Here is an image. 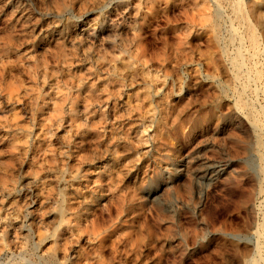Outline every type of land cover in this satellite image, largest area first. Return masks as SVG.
Returning a JSON list of instances; mask_svg holds the SVG:
<instances>
[{"label":"rangeland","instance_id":"rangeland-1","mask_svg":"<svg viewBox=\"0 0 264 264\" xmlns=\"http://www.w3.org/2000/svg\"><path fill=\"white\" fill-rule=\"evenodd\" d=\"M239 1L0 0V264H248L232 90L264 94L229 62L250 26L264 69V0Z\"/></svg>","mask_w":264,"mask_h":264},{"label":"bare ground","instance_id":"bare-ground-1","mask_svg":"<svg viewBox=\"0 0 264 264\" xmlns=\"http://www.w3.org/2000/svg\"><path fill=\"white\" fill-rule=\"evenodd\" d=\"M234 3L231 6L236 9L237 1H235ZM238 7H239V5H238ZM237 9H239V8H237ZM238 11H240V9ZM233 29L231 27V29H230L231 32ZM233 36H235V35L233 34ZM244 38L248 39L249 47H250V51H247V49L245 51L247 53L246 56H245V54L241 48V46L243 45L242 42H243ZM236 40L238 41V45L236 46V48L234 47L235 51H234V54L231 55L230 62H229L231 64V67L233 68V72L232 71L231 72H232V77L234 79V82L240 81L241 78L238 77L237 71L244 69L246 66V60L247 61L249 60L252 63L253 70H252L251 75H249V74H248L249 76L247 75L248 76L247 78L250 81L252 80V84H253V82L255 83V87L252 88V92L256 96H259L260 94H264V75L261 73L262 71L264 72V69L261 71L259 68H257V65H256L257 64V61H256L257 56H258V54H260L259 49H258V41H257L256 34L252 30V28H250V26H247V36L243 35V34H237ZM260 51H261V49H260ZM261 54H262V51H261ZM261 78H262L263 82H261L260 85H256V82L259 81ZM245 84H246V82H245ZM244 85L240 84V86H239L240 89L237 87H234V89L232 90V93H233L232 96L234 97V100H235L234 104H235L236 109L239 111H242V110L244 111V113H245L244 115H245L246 119L253 126V129L255 132V136H254L255 138L253 140V147H254V152H255V156H256V166H257L256 192L259 196H261L260 203H261L262 209H263V206H264V137L261 135V132L263 131V126H264V107L262 105H259L258 104L259 102L255 103L253 100L252 101L246 100V98L244 97ZM250 88H251V86H250ZM211 168L213 169V168H215V166H212V165L203 166L202 165V167H200V169L202 171L203 170L204 171H206V170L210 171L209 169H211ZM198 179H200V177H198ZM259 210H261V209H259ZM252 233H254V237H255V241H254V245H253V256L252 257L250 256L251 258L249 259V261L247 259L246 260L248 261V264H264V252L262 251V247H261V245L263 243L262 240H264V222L255 224V229ZM246 260H244V261H246Z\"/></svg>","mask_w":264,"mask_h":264}]
</instances>
